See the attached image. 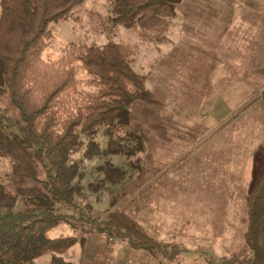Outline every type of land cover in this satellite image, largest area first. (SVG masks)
<instances>
[{"label": "trees", "instance_id": "16d2710c", "mask_svg": "<svg viewBox=\"0 0 264 264\" xmlns=\"http://www.w3.org/2000/svg\"><path fill=\"white\" fill-rule=\"evenodd\" d=\"M80 1L0 0V157L9 158L0 181V264H32L45 253L48 264H74L63 255L77 238H49L46 230L76 220L85 233L155 256L180 249L155 240L118 207L147 182L145 125L166 127L135 111L153 114L156 103L146 75L134 69L135 46L78 41L57 58L42 55L53 39L49 23ZM107 1L109 21L161 41L182 0ZM260 99L264 105V88ZM103 194L100 211L93 204ZM246 207L243 247L209 264H264V174Z\"/></svg>", "mask_w": 264, "mask_h": 264}, {"label": "rangeland", "instance_id": "374dc122", "mask_svg": "<svg viewBox=\"0 0 264 264\" xmlns=\"http://www.w3.org/2000/svg\"><path fill=\"white\" fill-rule=\"evenodd\" d=\"M194 2L182 0L176 6L161 41L109 21L107 0H81L67 17L48 25L53 39L43 51L45 58H57L68 42L135 46L134 69L146 75L145 85L156 100L150 105L153 114L144 108L135 111L166 127L145 125L147 182L118 207L155 240L180 248L155 256L122 239L85 233L79 220L47 229L49 238H77L63 255L74 264H209L244 245L246 197L264 174V49L246 62L250 66L242 65L238 29L233 27L229 35L224 30L228 1L209 4L214 12L222 11L211 28L206 25L214 17L189 14ZM262 38L264 42V33ZM8 166L9 158L0 157V181ZM93 205L103 211L105 194ZM50 256L42 254L32 264H48Z\"/></svg>", "mask_w": 264, "mask_h": 264}, {"label": "crops", "instance_id": "0c3cea01", "mask_svg": "<svg viewBox=\"0 0 264 264\" xmlns=\"http://www.w3.org/2000/svg\"><path fill=\"white\" fill-rule=\"evenodd\" d=\"M191 1H195V6L191 8L192 10H189V14L197 12L199 16L205 15L214 17L213 19L209 20V23L206 25L211 28L213 26L214 20H216V18L222 12H214L212 10L209 4L211 2H214V0ZM227 1L228 2L226 4L229 6V9L227 10L225 8L224 10L228 11L229 15L226 26L224 27L225 33L226 35L233 33V31H230L233 27H236L238 29V35L242 37L241 48L238 49V55L240 57V60H242V65L244 64V66H250L251 63L246 62L255 59V53L264 49V42L262 38V35L264 33V0ZM198 2L201 4L198 5ZM193 9L195 10L193 11ZM190 11L192 12L190 13ZM217 13H219V15ZM223 14H225L224 11ZM189 34H191V32Z\"/></svg>", "mask_w": 264, "mask_h": 264}]
</instances>
